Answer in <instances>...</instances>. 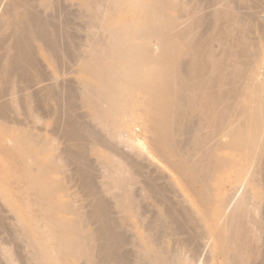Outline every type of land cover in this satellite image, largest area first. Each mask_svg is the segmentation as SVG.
Masks as SVG:
<instances>
[{"label": "bare ground", "instance_id": "6f19581e", "mask_svg": "<svg viewBox=\"0 0 264 264\" xmlns=\"http://www.w3.org/2000/svg\"><path fill=\"white\" fill-rule=\"evenodd\" d=\"M26 1L14 0L16 5L12 4L15 6L14 10H18L19 13H21L20 10H25L23 8L19 10V6L22 7L24 4L26 11H22L20 16L23 21L26 18L27 22L23 25L21 21V25L19 21L21 17H19L18 29L21 31L22 28V31L30 32V35H26L29 32L23 34L21 31V37L17 35L20 39L15 38L13 49L18 48L21 51L20 53L18 51L19 56L15 54L13 58L10 56L9 63L14 71L20 69L18 62L20 63L21 53L29 54L26 51L28 50L26 47L29 46L26 40L30 38L27 39V36L33 35L32 38L36 40L39 38L42 41L48 39L43 22L36 20L37 17L33 16L36 13H31L28 9L29 2ZM81 1L87 7L86 12H83L87 18V26L99 28L98 33H88L87 45L85 44L87 47L84 48L87 52L82 51L83 54L86 53L84 57L81 55L78 59L75 58L80 70L93 81V83L86 80L82 82L81 94L85 105L89 106L97 117L95 120H98L103 126L101 127L110 132L109 134L112 133L119 138L124 135L125 123L131 122L135 112L146 113L144 121L149 127L147 131L150 132L151 145L153 143V147L156 145L155 151L159 158L171 167L180 182H183L182 186L188 189L189 195L183 199V202H187L192 209L189 212L188 208L187 210L185 208L188 212L186 215L188 219H186L200 225L197 226L196 232L193 231L194 236L191 232L188 233L195 239L199 237V240L206 244L210 243L209 251L219 255L222 264H264V251L259 243L264 238L261 236V218H259L261 200L264 196V179L262 177L259 179V175L264 174V69L261 71L262 68L259 67L264 63V44L254 41L251 37L254 26L247 23L250 20L254 22L252 19L257 15L255 12L260 9L264 0H229L225 3L219 1L220 3L217 4L219 6H216V2L214 10L205 14H202V8L200 9L202 4L186 0L185 2L184 0ZM213 1L210 0L207 4L209 2L212 4ZM248 2L252 3L251 6H248ZM171 11H175L176 14H172ZM122 12L132 14L133 17L112 24L108 23L109 17L117 16ZM248 17L252 19L245 20ZM256 17L258 19V16ZM13 18L16 20L15 17ZM207 18L213 22V24L210 23L212 27L209 24L211 35L203 33L202 36V31L197 35L195 30H199L198 23H202ZM208 21H206L207 24ZM28 25L29 27L31 25L32 30L30 28L27 30ZM259 27L255 31L264 36V26ZM88 30L90 32L91 29ZM51 43L53 42L44 44L55 49L57 45ZM15 51L17 53V49ZM20 133L15 134L11 152L19 158L17 160H20L19 174L24 178L23 187L25 186L26 192L23 194V191L22 194L26 197L23 196V208L26 211L31 206H37L40 209L39 217L34 218L35 215L33 217L31 215V218L27 217V223L31 224L35 238L30 237L32 239L30 244L35 250L33 253L35 252L34 256L38 263L65 264L61 262V256H73L82 258L86 264H111L110 262L123 264L125 256L116 254L117 250L106 251V243L102 241L101 244L98 242L101 253L100 257H97L99 260L97 262L92 260L93 253L88 244L89 239L95 240L94 237H96L99 240L105 239L104 242L110 240L112 234L108 229L87 233L80 228L79 222H82L80 221L82 219L77 221L78 217L74 220L64 219L62 216L55 217V213L61 211L71 213L73 209L75 210L71 202L50 200L53 194L65 191L62 183L60 184V179L49 177L52 173H61L56 155L53 153L55 158L53 160L57 164L52 159L45 162L33 159L37 154L46 152L49 141H37L38 139L30 135L31 132L30 136L27 132V134ZM31 144L38 148L33 149ZM227 152H234L235 155L230 156ZM111 162L114 164L111 166H115L116 169L115 172L111 171V174L113 172L115 175L117 173L124 175L127 172V175L123 177L118 175L115 177L112 174V178L114 177L111 179L113 180L112 188L119 190V192L113 190L120 198L117 204L121 211L126 212L124 214L138 215L136 216L138 226L140 224L144 230L140 239L141 243L137 245L138 263L190 264V259L183 253V245H179L175 251H170L166 247L167 238L173 240L171 238L175 234L178 235L181 230V232L188 231L185 228L190 225L187 227L181 225L183 217L180 220L181 224L179 223L181 218L179 215L183 211L177 209L176 211H179L177 214L174 211L176 207L174 209L173 205L170 206V203L168 205L169 201L166 202L168 199L164 203L160 198L156 201L159 202L162 210L158 212L155 220L152 218L154 221L149 219L150 222L145 223L144 215L140 214L142 212L138 208L142 205H137L138 201L134 200L131 193L130 186L134 184L136 175L129 172L130 166L126 170L127 164L122 167V161ZM32 163L44 164L45 167L42 165L41 168L44 169L39 170L40 168H35ZM215 179L218 180L216 186L213 183ZM154 188L150 183V194L155 190ZM64 193L67 196V193ZM155 193H158L157 190ZM31 196L34 197L33 202L30 199ZM156 206L158 208V203ZM101 209L103 210L102 207L100 211ZM156 226L164 227L162 228L164 231L162 230V233L161 229H159L160 232L157 231ZM84 227L86 228L83 225ZM27 239L29 241V236ZM182 241L185 240L182 239ZM201 244L198 245L201 246ZM195 248L193 246L191 249ZM191 251V254L197 253Z\"/></svg>", "mask_w": 264, "mask_h": 264}, {"label": "rangeland", "instance_id": "374dc122", "mask_svg": "<svg viewBox=\"0 0 264 264\" xmlns=\"http://www.w3.org/2000/svg\"><path fill=\"white\" fill-rule=\"evenodd\" d=\"M27 1L29 2L28 9L31 11V13L34 14L36 13L33 16L37 17L36 20L38 22L40 23L43 22V27L45 28L44 30L46 31L45 33L49 37L47 36L48 39L42 38V39H46L45 41L44 40L42 41L39 38H37V40L36 38L34 39V37L32 38L33 36L32 34L31 37L27 36V39L29 37L31 40L30 39L26 40L28 41V43L24 41L25 44L27 43L29 45L27 47L25 45L24 46L28 48V50L26 51H28L29 54L27 52L25 53V50H24L25 55L21 53V55L22 54L24 55V57L22 55V59L24 60L21 59V55H20L19 57L20 63L18 62V66L20 69L14 71V69H11L9 60L11 57L12 58L15 57V55L19 56L18 48H16L17 49V53H16L15 51L16 49L15 48L13 49V44L16 41V39L19 38L18 36L21 35V31H22L21 27H19L21 28V31L18 29L19 23L23 21L22 17L20 16L23 10L21 11L20 9L23 8L25 9L24 11H26V8L24 7V4H22L23 5L22 7L19 6V10L21 12L19 13L17 12L18 10H14L15 6L12 5L14 3V0H0V66H1L0 67V93H1L0 94V110H1L0 111L1 113L0 114V264H39L34 256L35 252L33 253V251L35 250L30 244V239L34 238V234L31 229L32 228L31 224L27 223L28 221L27 217L30 216L29 218H31V215L32 217L35 215L34 218H36V216L39 217L40 211L38 212V210L40 209L37 208V206L36 207L31 206L29 209H27L28 211L27 212L23 208L24 205L23 194H25L26 192L24 191L25 186L23 187V184H25L23 180L24 178L19 174L20 160L17 161L19 158L15 157V154L11 152L12 144H13L12 141H14L15 134L20 132H21L20 134L28 133V136L32 135V137L38 139L37 141H42V142L43 141L45 142L47 140L49 141L48 142L49 144L47 143L46 145V146L49 145L46 149V152L42 154H37L35 157H33V159H38V160L40 159L43 162L49 161V159H52V161H54L55 160L54 155H56V159L58 160V165L60 167L61 173L60 174L52 173L49 175V177L60 179V184L62 183L63 185L62 187H64L63 189H65V191L62 189L63 191H59L56 194H53L52 196H50V200H58V202L59 201L62 202L61 200H65L69 203L71 202L70 204H73L72 207L73 206L75 207V210L73 209L75 213L73 212V210L71 211V213L61 211L55 213L54 214L55 217L62 216V218L64 219L70 218L72 220H74L75 217H78L79 219L78 218L75 219L77 221L82 219L80 220L82 222H79L80 228L84 231L86 230L85 232L90 233L91 231L96 232V231H104L105 229H108L109 232L112 234L111 236L114 237L113 239V237L110 236L111 239L108 240L109 242L107 240H106L107 242L106 241L104 242L105 239L99 240V238L96 237H94L95 240L92 238L89 239L88 244H90L89 247L92 249V253H93L92 260L95 262L99 260L98 259L100 257L99 254H101L99 252V243L101 244L102 241V243L104 244L106 243L105 244L106 251L110 252L112 250L113 251L117 250L115 251L117 252L116 254L120 256L121 255L125 256V260L123 264H140L138 263V259H137L138 251H139L137 245H139L138 243H141L140 239L143 236L142 233H144V230L143 228H141L140 224L138 226V221L136 219L137 218L136 216L138 215L134 216L133 214L127 213L128 216H126L127 214H124L126 212L121 211V209L119 208L118 202L120 198L119 196H117L116 193L117 191L119 192V190L117 191L114 190L111 185L113 181V180L111 181V179L114 178V177L112 178L113 172L111 174V171L116 170L115 166H111V164L114 165L111 161H114L116 163L118 162V160H120V162L122 161L123 166L122 165L121 166L125 167L127 164L126 170L127 167L130 166L128 167L129 172H132L133 175H136V177L134 176L135 178L134 184L130 186L131 193H133L132 196L134 197V200L138 201L137 205L138 206L142 205L138 208L139 211L142 212L140 214L144 215L143 218L145 223L150 222L149 219L152 218L155 220V218H157V214H159L158 212L162 210V208L160 209L159 202H157L158 200H160V198L161 200H163L164 203L165 200L168 199L166 201V202L169 201L168 205L170 203V206L173 205L174 209L176 207L174 211L178 209L179 211L184 212L185 208L186 210L188 208L190 212V209H192L191 206H189L187 202H183L184 201L183 199L185 197H188L189 195V192H187L188 189L182 186L183 182L182 183L180 182L176 174L171 170V167L166 162H164L159 158L157 152L155 151V149L157 148L156 145L155 147H153L154 143L153 145H151L152 141L151 143L149 141L151 140V138H149L150 132L147 131L149 127L148 124L145 123L144 121V115H146V113L145 114H143L142 112L137 113L134 110L135 113L131 122L125 123V127L123 128L124 135H121L118 138V136H114L112 133L111 135L109 134L110 132L106 131L105 128H102L103 126L100 125V122H98V120H95L97 119V117L93 113V110L89 106L85 105L86 103H84L82 99L83 97L81 94L82 92L81 85L82 82H85L84 80H86L87 82L90 81V83H93V81L91 80L90 77L85 75L82 72V70H80V66L76 64L77 63L76 60L81 55H83L84 57V54L86 53L83 54L82 51L87 52L85 51L86 49L84 50V48L87 47V46L85 47V44L86 41H88V36H89L88 33H92V32L98 33L99 28L96 26H92V28H90L91 26H87L88 22L84 14L87 10V7H85L84 3L81 0H52V1L47 0L48 4L46 0H27ZM42 1L43 2L45 1L44 3L45 5L43 4ZM186 1H190V2L194 1L192 3L196 2L195 4L198 3H200V5L202 4L201 5L202 7H200V9L202 8L201 9L202 14H205V13H210L214 10L215 8L214 5L216 2H217L216 6H219L217 4H219L220 2L223 1L225 3L228 2L229 0H214L212 4H209L210 2L207 4V2L210 0L208 1L203 0L204 2L202 0H186ZM250 4L252 3L248 2V6H251ZM263 5L264 2H262V6L260 7V9H258L255 12L257 13V15L256 14L255 15L258 16V19L256 16H255L256 18L254 17V19H252L251 17L245 18V20L247 21L248 19H252V21L254 22L256 21L255 23L250 22L251 20L246 22L251 23V26H254L253 34L251 33V37L254 38V41H256L258 44L259 42H261L260 44H264L263 42L264 36L260 35L257 31H255L260 28L259 26L261 27L264 26ZM251 10L253 9L251 8ZM14 11L16 13H14ZM171 13L176 14L175 11H171ZM22 16L25 15L22 14ZM13 17H15L16 20ZM19 17H21V19ZM132 17H133L132 14H129L127 12L126 13L122 12L117 16L109 17L107 20L109 24H112L115 22L124 21L127 18L130 19ZM17 19L18 20L20 19L19 20L20 22H18ZM207 20H209L208 24L206 22ZM25 22H27L26 18L25 21H23V25ZM199 23L197 25L199 26L197 27L199 30L197 31L195 30V33L197 35H199L201 31H202L201 35L203 33L205 34L208 33L206 35H209L212 32L211 24H213V22H210L209 18L203 20L202 23L200 24ZM209 24L211 25V27H209L210 26ZM255 24L257 26H255ZM30 27L28 25L27 30L30 29L32 30V28ZM88 29H91L90 32ZM22 32L24 34L25 31ZM28 32L26 31L25 34ZM26 35H30V32ZM51 41L53 42L51 44L57 45L55 46V49L54 47H52L54 50L51 48V46L49 45L46 46L44 44V43L50 44ZM22 52H23V48H22ZM25 58L26 60L28 58L29 61L28 60L26 61ZM72 65L74 66V68ZM259 67L262 68L261 69L262 71L264 69L263 68L264 63L261 64ZM43 106L45 107V109ZM4 127H6V129ZM68 134L70 135L68 136ZM30 146L33 149L38 148V146L35 147L33 144H31ZM136 151L138 153L139 152L141 153L143 151L144 154L143 152L141 154L140 153L138 154ZM227 154H229L230 156L235 155L234 152H227ZM107 157L109 158L107 159ZM107 160H109L111 163H108L109 161ZM31 161L32 160H30V162ZM32 164L34 165V163ZM41 166L45 167L44 164L34 165L35 168L38 169L40 168L39 170H43L44 168L42 169ZM133 172H136L137 174L136 173L134 174ZM125 174L127 175V172ZM125 174L123 175L122 173L119 175L117 173L116 175L113 174V176L116 177L118 175L119 177H123L125 176ZM261 174L259 175V179L261 177L264 179L263 177L264 174L263 175ZM141 182L142 183L145 182V184L144 183L142 184ZM150 183L151 186L155 187L154 188L155 190L153 191L156 192L157 190L158 193L160 192L159 194L158 193L156 194L153 191H152L153 193L151 192L150 194L151 191V190L149 191ZM213 183L216 186L218 184V180L215 179ZM230 186H232V184H230ZM113 190L116 192H113ZM64 192L67 193V196H65ZM163 195H165L166 197ZM25 197L26 195L24 196V198ZM31 197L32 198L30 197L29 198L31 199V202H33L34 197L33 196ZM178 200L180 201V203ZM157 203L159 205L158 206L159 209L156 206ZM261 204L262 206L260 208L261 213H259L260 215L259 218H261L260 219L261 236L264 237V213H263L264 196H263V200H261ZM153 205L154 207H152ZM148 206H150V208ZM100 207H102L103 210L101 209L100 211ZM78 210L80 211L78 212ZM179 211L178 212L176 211L177 214H179ZM183 212L181 213V215L184 214L185 216L179 215V218L181 217L179 219V223L181 224L180 220H182L183 217L182 220L183 224L181 225H183L184 227L190 225L188 227L189 229L185 228L186 230H188L187 232H181L182 231L181 230L180 231L181 234L180 232H178V235L175 234L173 238H171L173 240L167 238L166 239L167 249L170 251H175L179 248L178 247L179 245H183L184 246V248H182L183 253L186 258L188 256V258L190 259L189 260L190 264H208V263L222 264L220 263L221 259L219 255L217 254L214 255L209 251L210 243L206 244L201 239L199 240V237H197L196 239L195 237L193 238V236L195 235L193 231L196 232L198 228L197 226L200 225H197L194 222L191 223L192 221L190 220L189 222L187 220L188 217H186L188 212L186 211L184 213ZM76 213H78L79 215ZM146 216L147 217L149 216L150 218L149 217L146 218ZM104 217L107 218L105 219ZM152 220L151 222L154 221ZM20 221H22L27 227H24L25 225L22 222L20 223ZM183 221L185 222V224L186 223L187 224L185 225ZM21 224L23 227L21 226ZM83 225L86 226V228L85 227L83 228ZM175 226H177V224ZM162 228L164 229V227ZM162 228L156 226V230L160 232L159 229H161V233L163 230ZM24 232L28 234L25 235ZM188 232H191L193 236ZM29 233L31 236L29 235ZM23 234L26 237H24ZM28 236H29V241L27 239ZM177 237L179 239H177ZM24 238L25 240H23ZM182 239L187 241L188 244L185 241L183 242ZM263 240L264 238L259 242L262 251H264ZM192 241L197 243H191ZM174 242H177L179 244L177 245V243ZM28 243L30 244V246ZM198 244H201V246ZM193 246L194 248L196 247L194 250L191 249L193 248ZM185 248L186 250H184ZM190 250H192L191 251L192 253L193 252H197V253L191 254ZM197 254L200 256H198ZM194 255L195 257H193ZM81 260L82 258H78V257L61 256V262L65 264H86L84 263L83 260L82 261ZM110 263L112 264V262Z\"/></svg>", "mask_w": 264, "mask_h": 264}]
</instances>
